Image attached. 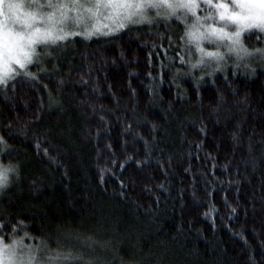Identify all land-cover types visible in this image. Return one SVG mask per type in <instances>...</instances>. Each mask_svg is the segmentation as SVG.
<instances>
[{"label": "trees", "instance_id": "1", "mask_svg": "<svg viewBox=\"0 0 264 264\" xmlns=\"http://www.w3.org/2000/svg\"><path fill=\"white\" fill-rule=\"evenodd\" d=\"M185 32L83 29L0 87V154L18 168L0 236L96 264H264V64L192 71Z\"/></svg>", "mask_w": 264, "mask_h": 264}, {"label": "snow or ice", "instance_id": "2", "mask_svg": "<svg viewBox=\"0 0 264 264\" xmlns=\"http://www.w3.org/2000/svg\"><path fill=\"white\" fill-rule=\"evenodd\" d=\"M202 2L215 8L219 20L223 23L220 27L205 26L201 18L196 17L193 24L186 25L188 30L185 35L188 40L196 42V48L201 53V59L197 63H204L205 56L214 59L217 63L224 59L221 53L206 51L201 47V42L205 40L210 44L226 40L228 44L225 46L228 53H235L238 59L259 57L264 62V47L245 46L241 39L242 33L250 29H257L264 33V0H230V4L225 0H215V2L214 0H202ZM124 6H131L128 0H124ZM64 7L63 3L55 2V0H27V2L25 0H0V85L5 84L6 78L14 73L13 64L18 65L20 69H26L28 64L34 62V57L39 60L38 45L56 44L57 41L66 38L67 33L64 29L57 27L63 25L66 20L62 11ZM135 7L137 9L164 7L168 10L165 17L167 19V17L176 16L181 11L184 17L188 13L195 16L199 3L198 0H141V3L136 4ZM46 9L51 11H46ZM58 10H61L59 15H57ZM131 15L130 13L129 18ZM209 18L212 17H204L205 20ZM230 26L234 30H228ZM262 39L264 37L257 36V40ZM219 46L217 44V47ZM45 54H47L46 49ZM23 74L32 76V73L27 71ZM2 143L4 141L0 137V144ZM11 170L0 166V189L6 185L7 172ZM8 226L6 223H0V229ZM13 229L15 230V226ZM7 239V236H0V264H36L37 254L42 251L40 248H29L25 252L18 250L17 241L14 240L12 244H8ZM45 248H47L46 244ZM41 264H96V262L83 251L57 239L56 249H48Z\"/></svg>", "mask_w": 264, "mask_h": 264}, {"label": "rangeland", "instance_id": "3", "mask_svg": "<svg viewBox=\"0 0 264 264\" xmlns=\"http://www.w3.org/2000/svg\"><path fill=\"white\" fill-rule=\"evenodd\" d=\"M27 2V0H25ZM55 2L63 3L65 7L62 9L66 16V20L63 25H58V28H63L64 32L67 33L66 38L62 41H57L56 44L49 43L47 46L38 45L37 53L41 54L43 51H46L54 46L60 44V42H64L65 40H69L75 37H81V31L85 29V35L91 36L93 34H106L109 35L114 32H119L124 28L130 25H140L143 23H151L155 21H171L176 20L182 23L185 28L186 25L190 26L195 22L196 17L201 18V22L207 25H213L215 27H220L222 25V21L219 20V16L215 8H212L202 2V0H198L199 7L196 9V15L193 16L192 13H188L186 17L183 15V11L179 12L176 16H170L165 19L167 15V9L161 7L157 8H149V7H141L137 9L135 7L136 4H140L141 0H128V3L131 5L130 7L124 6V0H55ZM215 2V0H214ZM226 3L230 4V0H225ZM231 7V5H230ZM91 9V11H89ZM46 11H51L50 9H46ZM61 10L57 11V15L60 14ZM132 14L129 18V14ZM205 16H209L207 20L204 19ZM180 17V18H178ZM123 25V26H121ZM188 29L186 28V31ZM203 30V29H201ZM228 30H234L232 26L229 27ZM259 32L257 29H250L244 33H242L241 39L245 43L246 39L249 37V33ZM76 33V34H73ZM261 33V32H259ZM264 34V33H262ZM187 41L191 50L194 51L193 56H195V60L190 61V68L192 71H201L202 73L208 75L209 77H217L221 74H225L232 70H245L250 69L254 64L262 65V62L259 57H245L244 59H238L235 53H228L227 47L228 41H217V43L210 44L208 41H202L201 47H203L206 51L219 52L224 56V59L219 61H215L214 59H210L209 57H204V63H197L201 59V53L196 48V42L194 40ZM257 42V39L254 40V43ZM217 44L220 46L217 47ZM246 46V44H245ZM243 55V54H241ZM34 62L28 64L26 69H20L18 65L13 64L12 68L14 69V73L6 78V83L13 79L14 77L28 71V68L33 65L38 60L34 57ZM196 65V67H193ZM20 73V74H16ZM5 83V84H6ZM4 85V84H3ZM3 85H0L3 86ZM0 166L3 169H12L7 172V183L6 185L0 189V195L5 191V189L11 184L13 178L18 173V168L16 166L9 165L2 160V155L0 154ZM28 237L19 238L15 241L18 242V250L28 251L29 248L36 249L40 248L42 251L37 254L36 264H41V262L45 259V254L48 252L45 248V245H35L37 242H33L30 240L28 242ZM14 240L6 241L8 244H12Z\"/></svg>", "mask_w": 264, "mask_h": 264}]
</instances>
